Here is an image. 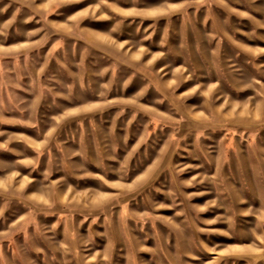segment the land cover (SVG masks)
<instances>
[{"label": "rangeland", "instance_id": "1", "mask_svg": "<svg viewBox=\"0 0 264 264\" xmlns=\"http://www.w3.org/2000/svg\"><path fill=\"white\" fill-rule=\"evenodd\" d=\"M0 264H264V0H0Z\"/></svg>", "mask_w": 264, "mask_h": 264}]
</instances>
